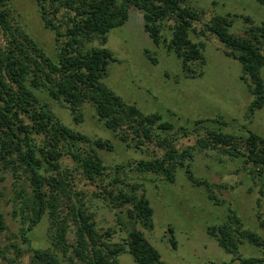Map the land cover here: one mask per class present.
Listing matches in <instances>:
<instances>
[{
  "label": "trees",
  "instance_id": "obj_1",
  "mask_svg": "<svg viewBox=\"0 0 264 264\" xmlns=\"http://www.w3.org/2000/svg\"><path fill=\"white\" fill-rule=\"evenodd\" d=\"M35 1L44 26L55 34L54 57L14 21L8 0H0V180L6 171L14 176L13 216L18 219L17 236L30 252V264H62L69 252L80 264H118L122 253H128L135 264H168L138 228L154 227V210L145 187L127 179L125 165L107 168L96 151H112L114 145L64 124L36 91H45L65 105L76 122L82 120L81 106L88 103L104 127L126 147L141 152L152 147L146 158L130 162L129 170L174 182L176 171L182 169L191 183L205 187L208 197L220 204L212 189L216 185L196 177L191 168L195 151L215 149L242 162L264 195V135L251 129L245 135L224 131L221 126L226 122L221 115L196 119L189 127L176 125L159 112L143 113L102 81L109 62L117 60L103 46L107 33L125 24L130 8L135 7L142 13L144 31L155 44H163L175 54L186 78L202 76L207 62L204 42H195L192 34L217 39L225 55L240 64L239 78L251 94L247 115L252 116L264 105L263 22L256 24L247 15L233 12L207 16L190 0ZM256 1L264 6V0ZM236 18L246 24L244 35L231 30ZM95 39L100 46H89ZM144 53L156 63L149 50ZM189 135H195V143L180 148L178 139ZM64 157L70 159L73 169L62 165ZM72 171L92 183L100 181L96 196L114 209L119 229L125 233L121 241L112 240L117 230L109 227L100 232L96 227L85 193L74 188ZM44 218L50 246L35 247L30 234ZM256 218L263 235L246 227L232 209L224 222L209 225L207 233L239 264H264V258L240 253L242 244L264 249V216L257 213ZM70 230L73 243L68 241ZM167 233L175 248L172 226Z\"/></svg>",
  "mask_w": 264,
  "mask_h": 264
},
{
  "label": "rangeland",
  "instance_id": "obj_2",
  "mask_svg": "<svg viewBox=\"0 0 264 264\" xmlns=\"http://www.w3.org/2000/svg\"><path fill=\"white\" fill-rule=\"evenodd\" d=\"M194 7L204 9L209 16L213 12H233L247 15L254 23H264V6L256 0H190ZM14 21L20 24L28 34L52 57L57 52L55 34L44 26L40 9L35 0H8ZM246 24L242 18H236L232 32L244 35ZM192 39L205 44L206 65L202 76L186 78L183 76L180 63L173 52L163 44H155L143 29L142 13L135 7L129 10V18L120 27L112 28L107 33L108 48L117 59L109 62L107 76L102 81L124 101L135 104L143 113L159 112L163 119L176 125L191 126L199 118L215 119L219 115L226 124L222 129L236 134H247V130L264 135V105L252 116L247 115V105L251 100L245 83L240 80V64L237 60L225 55L220 42L212 36ZM100 46L97 39L88 44ZM149 50L156 58L152 63L144 53ZM264 79V68L262 69ZM37 95L50 106L51 111L64 124L84 133L90 138L108 139L114 148L112 151L96 149L104 164L108 167L116 164L125 165L127 179L130 182L142 183L146 196L154 210L152 230L138 226L158 250L161 258L168 264H239L231 254L226 253L216 240L207 233V227L226 220L229 209L242 219L244 225L263 235L258 226L257 213L264 216V195L259 192L242 162L220 155L215 149L195 151L191 168L196 177L206 179L212 186L214 195L220 204L208 197L203 186H196L185 176L182 169L176 171L174 182L165 181L153 174H142L130 169V162L146 158L151 148L141 152L126 147L114 133L104 127L98 119L94 108L84 103L80 112L82 120L76 122L65 105L51 99L45 91H36ZM209 125L213 124L210 121ZM195 135L180 137L177 145L182 148L192 145ZM89 147L88 144L85 145ZM63 166L74 168L68 158H63ZM133 166V165H132ZM109 172V169H107ZM74 174V188L85 193V200L94 211L96 227L99 231L107 228L117 230L113 241H121L125 235L120 231L114 209L104 205L96 195L101 183H92L78 172ZM2 175V172H0ZM15 179L11 172L3 173L0 180V213L4 228L0 229V264H30V252L17 236L18 219L13 216L15 202L13 191ZM260 199V204L258 200ZM260 205V206H259ZM174 229V248L168 240L167 227ZM48 227L44 218L31 232V243L35 247H48L46 237ZM68 241L74 242L73 231L68 232ZM243 256L264 258V249L249 244L240 246ZM62 264H80L68 253ZM61 256V253L59 252ZM70 257V258H68ZM118 264H135L128 253L118 257Z\"/></svg>",
  "mask_w": 264,
  "mask_h": 264
}]
</instances>
